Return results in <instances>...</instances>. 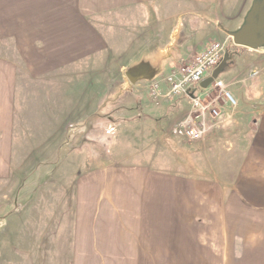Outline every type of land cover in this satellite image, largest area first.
<instances>
[{"label":"crops","instance_id":"obj_1","mask_svg":"<svg viewBox=\"0 0 264 264\" xmlns=\"http://www.w3.org/2000/svg\"><path fill=\"white\" fill-rule=\"evenodd\" d=\"M220 4L222 20L231 28L217 21L212 30L214 7ZM247 4L256 3L0 0V23L11 31L9 36L24 37L31 44L25 58L31 75L40 76V81L68 82L60 92L45 97V111L51 120L55 118L52 126L61 134L57 137L61 146L86 140L92 149L95 136L109 137L106 123L116 126L115 142L128 137L146 146L142 156L150 161L135 162L133 155L115 156L110 150L109 157L116 160L78 173L77 231L64 238L65 249L68 240L75 243L76 261L264 264V106L254 104L264 98V48H247L228 66L235 63L241 69L231 87L240 106L237 111L225 110L230 119L223 126L236 124L252 135L251 141L237 146L240 167L235 189L216 177L198 174L191 162L183 163L180 158L187 152L183 145L172 147L169 141L166 145L174 157L168 158L165 142L176 138L171 129L190 111V100L176 97L156 105L150 98L152 85L159 82L166 93V76L204 51L212 36L221 38L222 29L227 36L234 34ZM16 74V66L0 62V164L6 162L3 149L14 148L19 111ZM97 74L103 79L99 81ZM102 122L106 123L101 126ZM92 158L89 164L102 163L101 156ZM157 162L176 163L177 169L155 168ZM80 212L83 219L93 215V221L81 227ZM201 230H217L220 236L208 240Z\"/></svg>","mask_w":264,"mask_h":264},{"label":"rangeland","instance_id":"obj_2","mask_svg":"<svg viewBox=\"0 0 264 264\" xmlns=\"http://www.w3.org/2000/svg\"><path fill=\"white\" fill-rule=\"evenodd\" d=\"M251 1L256 3V7L264 2V0ZM255 5H246L241 21H237L238 27L235 28L237 31L234 33L248 25ZM223 7V4L217 8L214 7L212 30L216 29L215 22L217 21H222L223 28H231L230 22L222 20L220 11H223ZM106 31L109 32L108 29ZM10 32L1 22L0 62L16 66L18 78L16 93L19 94L16 99V108L19 111L15 117V132L14 139H12L14 148L3 149L6 162L0 164V264H96L92 260L76 261L75 243L70 244L68 240L66 249L64 247V238L68 237V233L75 234L77 231L78 212H75V208H78V194L76 195L78 173L102 166L106 164L103 162H108L109 159L116 160L115 156L119 154L133 155L132 161L135 162L150 161L142 156L146 146L128 137L115 142L116 126L106 122V125L102 122L101 126H105V132L109 137H102L103 134L95 136L96 140L91 144L92 149L88 147L90 142L86 140H82L79 145L61 146L60 139H58L60 143L57 140L61 134L60 132L55 133L56 127L52 126L55 118L51 120L48 115L49 111H45V97L49 96L52 91L60 92L62 86L68 85V82L65 83L64 79H58L56 82L44 81L45 79L40 81L41 78L38 79L40 76L33 77L25 61L30 42L24 37L9 36ZM226 34L227 32L222 29L221 38L214 35L212 36L213 42H224L232 37ZM258 48H264V45ZM247 50V48L236 46L233 40L226 45L227 53L232 56L246 53ZM237 65L234 63L226 68L219 79L226 83L236 80L234 78L241 70ZM99 76L97 74L95 77L100 81L103 78L102 75ZM53 77L56 76L53 75ZM77 78L73 77L75 80ZM200 90V88L192 89L190 93L195 95ZM237 100L238 106L235 111L240 106L239 99ZM254 104L255 107H263L264 98H258ZM71 124L70 122V126ZM223 125L219 126V128L222 127L218 132L214 131L216 132L214 138L208 137L204 142L190 143L181 138L170 137L166 140L164 148H166V154L168 152V158L173 159L174 151L166 144L170 141L168 144H172V147L183 145L188 152L180 158L184 160L183 163L191 162L198 174L203 173L205 177H212L213 180L216 177L219 181L222 180L229 189H235L238 184L237 176L240 167L237 146L241 142L251 141L252 135L246 134L245 130L242 127L238 128L236 124L227 127ZM110 150L114 153V157H109ZM138 154L141 155L138 156ZM93 155L96 157L95 160L101 156L102 163L89 164L94 161ZM86 161L87 164H84ZM161 162L164 160H160ZM175 164L163 166L157 162L153 166L162 169L165 167L167 171L172 172L177 169ZM117 165V168H121ZM181 169L184 171L183 168ZM92 216L89 219L86 217L83 219L81 213L83 222L80 226L84 227L88 222L91 223ZM64 226L66 229L63 228ZM200 235L208 240L216 241L220 232L201 230Z\"/></svg>","mask_w":264,"mask_h":264},{"label":"built area","instance_id":"obj_3","mask_svg":"<svg viewBox=\"0 0 264 264\" xmlns=\"http://www.w3.org/2000/svg\"><path fill=\"white\" fill-rule=\"evenodd\" d=\"M230 41L232 37L224 42L210 43L204 51L174 68L165 78L168 85L166 93L162 92L159 82L152 85L150 98L156 105L161 104L163 99L176 97L190 100V111L171 129L173 136L190 143L203 142L230 118V115H224L225 110L237 108L238 100L231 89L234 82L216 79L207 89L201 88L206 76L211 75L223 61L227 53L226 45ZM197 88L201 90L195 95L190 93Z\"/></svg>","mask_w":264,"mask_h":264},{"label":"water","instance_id":"obj_4","mask_svg":"<svg viewBox=\"0 0 264 264\" xmlns=\"http://www.w3.org/2000/svg\"><path fill=\"white\" fill-rule=\"evenodd\" d=\"M259 10L260 15L264 12V2L256 7L250 15L248 25L241 31L232 34L233 43L238 47L248 49H258V47L264 45V39L259 35L264 31V24L259 23L255 17V12ZM261 19V17L259 18ZM232 55L226 54L221 64L212 72L210 76L205 78L201 83L202 89H207L219 76L228 68L229 63L232 60Z\"/></svg>","mask_w":264,"mask_h":264},{"label":"flooded vegetation","instance_id":"obj_5","mask_svg":"<svg viewBox=\"0 0 264 264\" xmlns=\"http://www.w3.org/2000/svg\"><path fill=\"white\" fill-rule=\"evenodd\" d=\"M255 17L256 19L259 21V23L264 24V12L260 15L259 10H257L255 12ZM261 17V19H259ZM260 37H262L264 39V31L259 35Z\"/></svg>","mask_w":264,"mask_h":264}]
</instances>
